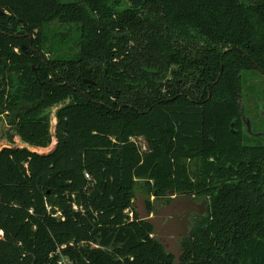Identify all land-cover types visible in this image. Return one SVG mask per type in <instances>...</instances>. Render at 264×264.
<instances>
[{
	"label": "trees",
	"instance_id": "1",
	"mask_svg": "<svg viewBox=\"0 0 264 264\" xmlns=\"http://www.w3.org/2000/svg\"><path fill=\"white\" fill-rule=\"evenodd\" d=\"M122 1L0 0V116L28 146L0 151V264H264V147L239 107L264 0ZM140 179L212 198L178 262L133 210Z\"/></svg>",
	"mask_w": 264,
	"mask_h": 264
},
{
	"label": "rangeland",
	"instance_id": "2",
	"mask_svg": "<svg viewBox=\"0 0 264 264\" xmlns=\"http://www.w3.org/2000/svg\"><path fill=\"white\" fill-rule=\"evenodd\" d=\"M127 5L126 0H123L122 8ZM245 80L246 90L242 108L246 117L252 119L259 102L262 103L261 106L264 109V75L257 71H252L246 75ZM57 109L58 106H55L50 110L53 134L57 122L54 117ZM260 131H264V123L260 127ZM13 137L15 139L13 143H10ZM262 138L264 139V137ZM136 141L142 149L147 148V143L143 138H138ZM54 142L52 141V143ZM21 144L20 138L18 136L15 137V130L8 125L7 117L5 115L0 116V151L8 145L19 146ZM199 167L198 162L191 163L192 174H197ZM171 193L173 194V191ZM170 197V200L165 197L157 198L153 193L149 192L145 180L140 179L134 189L133 210L137 212L141 219L153 224V236L163 244L167 252L172 253L176 257L178 262L182 252V239L191 230L194 217L209 212L211 199L202 196L194 197L188 193L179 192H174Z\"/></svg>",
	"mask_w": 264,
	"mask_h": 264
},
{
	"label": "flooded vegetation",
	"instance_id": "3",
	"mask_svg": "<svg viewBox=\"0 0 264 264\" xmlns=\"http://www.w3.org/2000/svg\"><path fill=\"white\" fill-rule=\"evenodd\" d=\"M25 48V46L23 47ZM254 71H257L261 74L264 75V72H262L261 70L259 69H256ZM248 73L245 74V77ZM245 78H244V89H243V93H242V96L240 97V100H239V107H240V111H241V121H242V127H241V133L243 134L244 138L246 140H244L245 144H247L248 146H251V147H257V146H260V147H264V139L262 137H264V131H260V127H262V124L264 123V109L262 108V103L259 102L258 104V108L256 109V112H255V115L254 117L251 119V118H247L246 115H245V111L243 110V98H244V93H245V90H246V83H245ZM88 83H92V81H89ZM211 94H209V97H210ZM258 101H261V100H258ZM57 112V111H56ZM56 112H55V119L57 121V116H56ZM256 113H258V115H256ZM7 117L6 114H3ZM1 115V116H3ZM7 122H8V125L11 127V124H9V121H8V117H7ZM57 124V122H56ZM232 126H233V123H232ZM14 130V129H13ZM11 136V135H10ZM14 136V135H13ZM18 136L20 138L19 135H17L16 131H15V137ZM14 137L12 138V140H10V143H13L14 141ZM52 141H57L56 138H52L51 140V143L49 145L52 144ZM199 165H200V162H199ZM189 168H190V165H188ZM191 170V169H190ZM192 173V172H191ZM193 175V174H192ZM171 193V192H170ZM190 195V194H189ZM195 197V195H192ZM198 197H201V196H198ZM202 197H208L209 199H211L212 201V198L209 197V196H202ZM211 205V204H210ZM210 208V207H209ZM210 210V209H209ZM208 214V213H207ZM207 214H204V215H200V216H205ZM200 216H196L194 217V221L192 223V227L194 225V222L195 220L200 217ZM192 229V228H191ZM191 231V230H190ZM189 231V233H190ZM188 233V234H189ZM187 234V235H188ZM186 235V236H187ZM185 236V237H186Z\"/></svg>",
	"mask_w": 264,
	"mask_h": 264
},
{
	"label": "water",
	"instance_id": "4",
	"mask_svg": "<svg viewBox=\"0 0 264 264\" xmlns=\"http://www.w3.org/2000/svg\"><path fill=\"white\" fill-rule=\"evenodd\" d=\"M87 82H89L88 80H86ZM57 144V141H55L54 143H52L51 145H49V147H45V148H33V147H29V149H31L32 151H35V152H38L40 154H43V155H47V154H50L52 153V151L54 150L55 146ZM17 147H28L26 146L25 144H21Z\"/></svg>",
	"mask_w": 264,
	"mask_h": 264
},
{
	"label": "built area",
	"instance_id": "5",
	"mask_svg": "<svg viewBox=\"0 0 264 264\" xmlns=\"http://www.w3.org/2000/svg\"><path fill=\"white\" fill-rule=\"evenodd\" d=\"M88 176V175H87ZM126 213L130 216L133 217V213L130 210H127Z\"/></svg>",
	"mask_w": 264,
	"mask_h": 264
}]
</instances>
